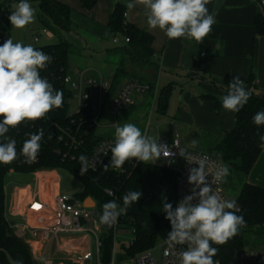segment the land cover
I'll return each instance as SVG.
<instances>
[{"label":"trees","instance_id":"16d2710c","mask_svg":"<svg viewBox=\"0 0 264 264\" xmlns=\"http://www.w3.org/2000/svg\"><path fill=\"white\" fill-rule=\"evenodd\" d=\"M30 1H37L39 21L43 27L50 28L58 38L56 43L37 45L34 48L52 57L46 79L53 85L54 89L62 91L63 105L58 109L54 108L42 119L34 122L26 120L29 125L21 129V134H18L15 139L17 158L10 164H0V264H14L17 261L22 262V264H38L31 252V246L23 237L16 234L5 214V178L10 173L9 169L25 174L44 169L58 170L64 168L68 170L82 183V189L77 194L84 199L91 197L96 201V212L99 220L104 203L115 200L123 207L122 197L124 194L129 191H141L140 200L137 203L134 202L124 214L120 215L121 223L127 224L134 231V240L127 248V255L133 256L167 240L168 232L171 231V224L169 220L165 219L166 213L162 210V202L166 199L175 209L177 183L176 173L173 170L158 163L138 162L135 164L134 159L126 161L121 169H113L110 165V151L98 170L89 169L85 175H80L79 156L83 154L89 158L102 137L96 133L95 126H86L83 121H79L76 117L68 114L67 94L55 76H62L69 70L68 56L72 51L73 44L66 38L65 33L68 31V25L71 22V9L58 0H28V2ZM14 3H19V0H5L1 7L12 12L14 10L11 5ZM124 12L125 7L118 4L112 17L114 29L125 32L126 36L130 38L126 49H129L135 56H140L142 48L147 47L149 57L152 49V45H150L151 34L136 26L124 24ZM9 23L8 20L7 28ZM254 26L255 32L264 36V15L261 12L257 15ZM2 29L0 28V31ZM151 66L155 69L158 68L155 63H152ZM120 76V74L114 76L110 94L114 92ZM244 87L251 93L250 98L239 112H235V127L230 131L223 132L216 144V151L221 154L230 172L224 186L228 184L232 174L237 180H245L263 150L264 142L261 141L260 136L264 135V125L256 126L253 123V117L257 112L264 111V96L256 93L252 81ZM171 90L172 86L168 85L160 91L157 98L158 110L164 111L166 109ZM209 97L213 99L218 112L224 110L222 98L213 95ZM53 122L74 130L81 124L80 132L83 134L84 142L80 148L72 151L76 156L75 159L63 158L62 154L58 153L59 149L65 152L68 147L63 141L58 140L57 132L60 131L52 124ZM32 124L33 128L31 127ZM39 126L44 128L40 160L37 163L23 161L25 158L21 155L23 142L29 139V134L38 133ZM8 132L14 134L15 130L9 129ZM107 164L109 167L105 170L104 165ZM110 191L112 194L109 193ZM236 202L238 206L237 215L244 217L246 225L226 243L212 245L218 248V253L213 259L219 261V264H234L236 254L247 248L244 243L245 234L256 231L264 232V187L245 181ZM113 232L114 225L111 227L102 225L100 249V262L102 264H109L112 260ZM123 257L124 255H121L120 259Z\"/></svg>","mask_w":264,"mask_h":264},{"label":"clouds","instance_id":"9594fccd","mask_svg":"<svg viewBox=\"0 0 264 264\" xmlns=\"http://www.w3.org/2000/svg\"><path fill=\"white\" fill-rule=\"evenodd\" d=\"M210 0H132L126 7L132 9L142 5L146 9L149 28L164 31L169 39L185 37L203 43L216 23L213 14H209L206 5ZM14 11L8 19L13 28L23 29L35 20V9L28 0H19L11 5ZM52 62V57L32 45L14 43L7 39L0 45V137L10 128H16L24 121L42 119L54 108L63 105L62 91L54 89L46 78H42L40 70ZM228 92L222 97V107L229 112H239L248 102L251 93L244 87L240 77L234 76L227 86ZM256 126L264 125V111L253 117ZM43 131L29 134L23 142L21 155L27 162L36 159L41 148ZM115 142L111 146L110 165L113 169H121L126 161L134 159L142 163L156 162L162 156L173 155L171 148L158 139L142 134L140 128L133 123H125L115 128ZM264 142V135L260 136ZM193 147L197 141L192 140ZM17 158L16 141L8 139L0 142V164H10ZM80 175H85L91 166L88 158L79 156ZM190 165L188 183L192 185L191 194L186 195L173 209L166 199L162 202L165 219L170 221L167 244L170 249L176 245H186V250L178 253L179 264H219L214 261L218 248L237 235L246 225L242 215H237L238 206L235 200L224 199L213 185L225 183L230 175L224 164L206 167L205 159L185 156ZM109 164L104 165L107 170ZM13 171L9 169V172ZM209 177H211L209 181ZM142 196L141 191H129L123 195V207L115 200L102 205L100 224L111 227L118 217L126 212L134 202ZM195 201V202H194ZM14 264H22L17 261Z\"/></svg>","mask_w":264,"mask_h":264},{"label":"crops","instance_id":"0c3cea01","mask_svg":"<svg viewBox=\"0 0 264 264\" xmlns=\"http://www.w3.org/2000/svg\"><path fill=\"white\" fill-rule=\"evenodd\" d=\"M129 2L132 0H79L80 10L84 13H81L77 22L80 26H76V29L79 31L80 45L86 54L87 61L96 62L99 66L106 64L109 67L106 74L93 69L98 74L89 77L97 78L99 75L107 77L110 71L115 72V75H121L114 92L105 100L100 119L110 114L113 98L128 80H137L149 87L143 93L134 94V103L129 104L133 109L132 114L135 113L136 120L144 116L150 107L155 109L158 94L164 87L168 85H171L172 89L183 87L182 92L189 107L185 108L186 104L180 106L178 117L189 119L190 123L199 121L200 128L214 130L219 135L235 127V113L225 109L218 112L213 99L209 96L222 98L228 92L227 81L237 75L244 85L252 81L256 93L264 96V36L255 32V19L260 12L255 0H210L206 7L209 14L214 15L216 23L204 38L203 43H197L185 37L169 39L159 28H149L146 9L142 5L128 9L126 5ZM62 3L69 6L65 2ZM118 4L123 5L127 13L124 24L136 26L151 34L152 49L149 57L146 60L143 59L148 63L147 66L132 65V60L128 62L121 54L116 53V50L128 46L125 42L127 37L125 32L115 30L112 25V17ZM69 7L73 21V11L71 6ZM82 30L90 35L89 39L83 38ZM115 34H120L122 37L119 44H115L112 40ZM137 56L142 60L141 55ZM123 63V68L119 70V66ZM152 63L157 64L158 68L152 67ZM126 70L132 74V77L126 76L128 75ZM137 102L139 104L136 106ZM202 111L208 113L207 118L206 113ZM176 133L181 143L189 148L187 140L182 137L179 129H176ZM53 175L60 180L58 170ZM245 181L264 187V145ZM32 182L26 184H32ZM18 186L20 185H14L9 196L6 188L7 217L8 220L10 216L23 220V224L12 226L17 234L30 244L31 252L35 257V250L42 246L43 240L34 238L28 229V225L33 224L31 220L33 214L24 198L26 191L19 193L16 189ZM44 187L46 189V186ZM57 187L58 185L53 190L55 195L60 193ZM65 241L73 245L77 253H80L91 243V238L67 237ZM69 261L74 264L71 258Z\"/></svg>","mask_w":264,"mask_h":264},{"label":"built area","instance_id":"2783aa9c","mask_svg":"<svg viewBox=\"0 0 264 264\" xmlns=\"http://www.w3.org/2000/svg\"><path fill=\"white\" fill-rule=\"evenodd\" d=\"M5 0H0V28L1 26H6L8 22V17L11 14L9 10L1 7V4ZM258 4L260 12L264 15V0H255ZM124 16L127 13L124 12ZM5 30L0 31V45H2L6 40L4 38ZM45 36L48 39L55 38V33L48 27H42L38 33H32V40L34 42H39L40 37ZM121 35L115 34L112 38L115 44L121 42ZM130 38L126 37L125 42L128 43ZM47 45V44H45ZM40 70V75L42 78H47L48 67ZM56 76V79L60 81L62 88L65 89L67 94L66 104L68 105L70 116L76 117L79 121H83L84 125L92 127L100 122V117L103 112L105 105V100L110 95L111 92V82L115 76V72L110 71L107 77L99 75L97 78L86 76V70H80L75 68L73 70H68L62 76ZM231 80L227 81L226 87ZM149 87L145 84L140 83L137 80H128L122 85L117 95L113 98L112 105L110 108V114L115 118V127L118 126L117 118L122 114L125 108L131 104L133 100V95L145 92ZM228 89V88H227ZM74 104V107L72 105ZM60 132H57L58 140L63 141L68 147L67 151L58 150V153L62 154L63 158L75 159L76 156L72 152L80 148L84 142V137L82 132H80L81 124L77 126V129H69L60 126L56 122L52 123ZM29 125L28 122L24 121L21 125L16 128H10L15 130V133H6L3 137H0V142H7L8 139H16L18 134H21V129L26 128ZM33 128V124L31 125ZM31 128V129H32ZM44 132V128L39 126V131ZM115 139L112 138H102L99 143L96 144L93 151L91 152L88 160L90 165L94 163L95 170H98L105 159L107 158L111 146L114 145ZM159 143L167 144L173 155L164 158L161 157L165 165L176 173V183H177V202L175 208L180 200H182L186 195L191 194V188L193 187L188 183L189 169L191 167H196V165H190L185 156L196 157L197 159H205L206 167L213 168L215 165L224 164L223 158L219 152L209 153V152H197L189 150L185 147L177 136L172 142L164 140L162 138L158 139ZM41 148L36 159L31 163H37L40 160ZM26 161V158L23 159ZM180 161L179 167L175 164ZM139 161H135L137 164ZM156 164L157 162H151ZM89 169L93 170L90 166ZM56 169H44L35 170L30 174L32 176V184H24L18 186L16 189L19 193L26 191L25 200L29 209L32 211L33 217L31 218L33 224L28 225L30 233L34 238H39L43 240L42 246L35 250L36 256L34 257L37 262L43 264H62L61 260H57L59 252L66 254H73L70 258L73 263L83 264L86 261H91L94 259V253L89 244L80 253L69 242L65 241L67 237H86L91 238L94 236L96 240L97 253L96 257L98 264L100 262V249L102 245L101 233L102 225L97 217L96 207H90L85 205V199L79 196L77 193H58L53 194V190L59 184V179L56 178L54 172ZM209 181L211 177L208 178ZM41 183L46 186V189L42 188ZM214 188L219 190L220 195L224 199H228L224 183H219L213 185ZM6 191V186H5ZM112 194V192H109ZM229 200V199H228ZM195 202V201H194ZM34 205H39V207H34ZM12 215L13 212H12ZM8 218V217H7ZM122 230H130L133 234V228L129 227L127 224H122L120 216L118 217L116 223L114 224L113 232V252L112 260L109 264H179L178 253L182 250H186V245H176L175 248L170 249L167 240L159 242L155 246L140 251L133 256L127 255V248L132 244L133 238L129 246L122 244L121 252L118 253V234ZM30 245V244H29ZM91 245V244H90ZM125 257L120 259V256ZM119 257L120 260L117 258ZM264 261V252L255 248H245L244 250L238 252L235 256L234 264H262Z\"/></svg>","mask_w":264,"mask_h":264},{"label":"rangeland","instance_id":"374dc122","mask_svg":"<svg viewBox=\"0 0 264 264\" xmlns=\"http://www.w3.org/2000/svg\"><path fill=\"white\" fill-rule=\"evenodd\" d=\"M60 1V0H59ZM62 2L67 3L69 6H71L73 11V21L71 19V22L68 25V31L65 33V36L68 40L72 42V51L68 56V66L70 70H73L75 68H79L80 70H86L88 71L86 76H97L98 72L93 70L97 69L100 70L103 74L107 73L108 65L103 64L100 65L96 62H90L87 61L86 54L84 50L82 49L81 38L79 37V31L76 29V26H80L79 17H81V13H84L80 10L81 5L79 6V0H61ZM33 8L35 9V20L33 23L27 25L23 29H16L13 28L12 25L9 23L8 28L6 26H1L5 33L4 38L12 39L14 43L20 42L24 45H45V44H53L58 42V38H52L48 39L45 36H41L39 42H34L32 40V33H38L41 28L43 27L41 22L38 18V3L37 1L29 2ZM14 10V9H13ZM74 22V23H73ZM83 38L90 37L89 34H86L82 30ZM122 48V47H121ZM127 47H124V49L116 50V53H119L122 55V57L129 62V60H132V65L135 66H147V62L143 61L148 58V49L147 47H143L140 51V54L142 56V60L138 59V56H135L129 49H126ZM124 62V61H123ZM125 63V62H124ZM124 63L119 66V70H121L124 66ZM127 71V70H126ZM128 75L127 77H132V74L127 71ZM183 87L180 88H173L170 98L168 100V104L166 106V109L164 111L158 110V104L156 103L155 109L150 107L146 110L145 115L141 116L140 119L136 120L135 113H133V109L130 107L127 108V111H123L122 114L117 118L118 126H123L125 123H133L138 128L141 129L142 134L153 137L155 139H158L159 137L171 140L178 136L176 133V129H179L180 134L183 138H185L189 144V150L197 151V152H209V153H215L216 152V144L219 142V139L221 138L217 132L210 129L200 128L199 121H193V123H190L189 119L186 120L184 118L180 119L178 117V110L180 106H184L186 104L185 108L189 107V104L187 105L184 93L182 92ZM160 93V92H159ZM133 95V99H134ZM159 96V94H158ZM132 103L133 100H132ZM136 106L139 104L138 102L135 103ZM183 104V105H182ZM74 107V104L72 105ZM126 109V108H125ZM107 109L105 110L106 113ZM126 112V113H125ZM206 118L208 116L207 112ZM115 118L111 114L104 115L101 119L99 124L96 127V133L101 136L102 138H112L115 139L114 133H115ZM174 123L173 125L171 123ZM196 140L197 144L195 147L192 146L191 141ZM191 148V149H190ZM160 165H165V162L162 158L156 161ZM181 164L180 161H177L175 164L176 167H179ZM57 170V169H56ZM58 172L60 174V183L58 184L57 190L58 192L62 193H69V194H75L81 191L82 189V183L68 170L64 168H59ZM32 182V176L30 174L20 173L11 171L5 178V186L9 192L13 189L14 185H24L26 183ZM245 180L240 181L235 178V176L232 174V177L230 178L227 185H225V191L227 194V197L229 200H235L237 201V196L242 189L243 183ZM7 199V196H6ZM9 200V197H8ZM10 203V202H9ZM8 203V204H9ZM5 214L7 216L6 211V205H5ZM9 222L11 225H17V224H23V220L19 218H14L10 216ZM15 230V228H14ZM16 232V231H15ZM17 234V232H16ZM92 237L91 249L94 253V259L91 261H86L83 264H98V260L96 257L97 253V246H96V240L94 239V236ZM133 238V234L130 230H122L118 234V245H117V251L118 253L121 252L122 244H125L126 246L130 245V242ZM244 243L246 244L247 248H255L262 250L264 252V232H248L244 235ZM57 260H61L63 264H71L69 261V258L73 256V254H66L63 252H59ZM125 257V256H124ZM123 257V258H124ZM118 260L119 257L117 258ZM38 264H43L40 261L37 262ZM264 264V261L263 263Z\"/></svg>","mask_w":264,"mask_h":264},{"label":"water","instance_id":"95a60500","mask_svg":"<svg viewBox=\"0 0 264 264\" xmlns=\"http://www.w3.org/2000/svg\"><path fill=\"white\" fill-rule=\"evenodd\" d=\"M85 205L90 206V207H95L96 203L93 200V198L88 197V198L85 199Z\"/></svg>","mask_w":264,"mask_h":264},{"label":"bare ground","instance_id":"6f19581e","mask_svg":"<svg viewBox=\"0 0 264 264\" xmlns=\"http://www.w3.org/2000/svg\"><path fill=\"white\" fill-rule=\"evenodd\" d=\"M41 185H42V188L44 189V188H45V187H44L45 185H44L43 183H41Z\"/></svg>","mask_w":264,"mask_h":264},{"label":"snow or ice","instance_id":"6c2138e0","mask_svg":"<svg viewBox=\"0 0 264 264\" xmlns=\"http://www.w3.org/2000/svg\"><path fill=\"white\" fill-rule=\"evenodd\" d=\"M34 207H39V205H34Z\"/></svg>","mask_w":264,"mask_h":264}]
</instances>
